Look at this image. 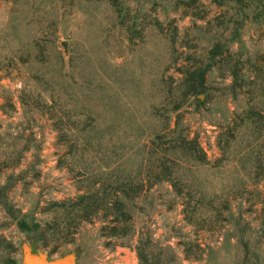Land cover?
Segmentation results:
<instances>
[{"label":"rangeland","instance_id":"obj_1","mask_svg":"<svg viewBox=\"0 0 264 264\" xmlns=\"http://www.w3.org/2000/svg\"><path fill=\"white\" fill-rule=\"evenodd\" d=\"M194 140L204 163L172 154ZM107 174L132 187L125 225L98 200L116 199ZM24 244L264 264V0H0V264Z\"/></svg>","mask_w":264,"mask_h":264},{"label":"trees","instance_id":"obj_2","mask_svg":"<svg viewBox=\"0 0 264 264\" xmlns=\"http://www.w3.org/2000/svg\"><path fill=\"white\" fill-rule=\"evenodd\" d=\"M209 70V69H208ZM208 70L204 71H197L194 73H185L184 74V79L182 80V88L183 92L186 96H195L196 94H201L204 93V86L206 82V73ZM159 138V137H158ZM196 140L187 143V141H182L180 145L177 147H173L171 150L172 154L175 156V154H179L181 156H186L189 157L190 159L204 163V154L198 147H196ZM169 177L164 178V180L169 182ZM112 178L110 177L109 174L106 176L103 175L102 177V186H105V183L109 185L110 187L117 186L113 188V192L115 193L116 199H107L106 191L104 192L98 200H102L103 204L101 207L103 208L104 211L106 212H112L114 218L110 220L111 224H116V223H121V224H127V221L129 220L128 217V212H127V204L132 200V197L130 196V193L132 192V187L130 189L128 184H120L119 181H112ZM175 187V185H173ZM101 191V189L99 190ZM140 190L139 192H141ZM140 194V193H139ZM96 197L98 195H88V196H81L79 198V201L77 204L79 211L83 210L85 213L88 212L89 208L93 205L96 206ZM82 206V207H81ZM83 208V209H82ZM15 218V217H14ZM17 220V226L22 232H26L27 234H31L35 231V229H31L29 225L26 222V216H23L20 220ZM115 227H112V231H115ZM42 249H44L46 246L41 245ZM140 263L141 264H157V263H149L144 257L140 255Z\"/></svg>","mask_w":264,"mask_h":264},{"label":"water","instance_id":"obj_3","mask_svg":"<svg viewBox=\"0 0 264 264\" xmlns=\"http://www.w3.org/2000/svg\"><path fill=\"white\" fill-rule=\"evenodd\" d=\"M66 49V44H63ZM200 101H203V96H200ZM76 254L69 253L62 257L52 259L44 254L41 250L33 248L31 245L24 244L21 248V263L22 264H76Z\"/></svg>","mask_w":264,"mask_h":264}]
</instances>
